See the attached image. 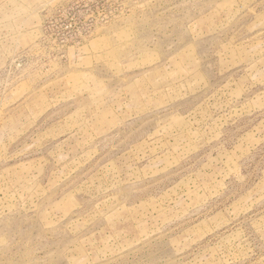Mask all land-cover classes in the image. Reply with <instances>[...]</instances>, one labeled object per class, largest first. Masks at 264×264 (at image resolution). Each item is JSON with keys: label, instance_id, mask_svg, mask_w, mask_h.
I'll return each instance as SVG.
<instances>
[{"label": "rangeland", "instance_id": "1", "mask_svg": "<svg viewBox=\"0 0 264 264\" xmlns=\"http://www.w3.org/2000/svg\"><path fill=\"white\" fill-rule=\"evenodd\" d=\"M0 264H264V0H0Z\"/></svg>", "mask_w": 264, "mask_h": 264}]
</instances>
